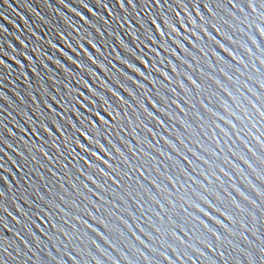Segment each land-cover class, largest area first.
<instances>
[{
	"label": "water",
	"instance_id": "water-1",
	"mask_svg": "<svg viewBox=\"0 0 264 264\" xmlns=\"http://www.w3.org/2000/svg\"><path fill=\"white\" fill-rule=\"evenodd\" d=\"M234 3L0 0V264H264V0Z\"/></svg>",
	"mask_w": 264,
	"mask_h": 264
},
{
	"label": "snow or ice",
	"instance_id": "snow-or-ice-1",
	"mask_svg": "<svg viewBox=\"0 0 264 264\" xmlns=\"http://www.w3.org/2000/svg\"><path fill=\"white\" fill-rule=\"evenodd\" d=\"M119 4L121 5V7L123 8L125 6V0H118ZM153 0H148V3L149 4H152ZM160 2L161 0H155V4L158 6L160 5ZM127 3L130 4V5H133L135 6V0H127ZM85 7H87V5L85 4L84 5ZM233 6H235V3H234V0H233ZM105 8L108 7V5H104ZM153 24L156 23L155 19H153ZM173 32H178V29H176L175 25H169ZM205 32H207V29H204ZM217 31L219 32V29H217ZM262 31H264V29H262ZM163 34V33H161ZM91 43V42H90ZM81 47H83V45H81ZM93 47H95V45H93ZM0 63H3V61H0ZM140 63L142 65H144L145 67H147V61L143 60V58H140ZM136 71H139V69H137ZM140 75H143V72H140ZM165 77L167 78V74L164 73ZM189 80H191V82L195 85L196 84V81L195 80H192L191 77H188ZM115 95L118 96L119 99H123L122 97H119L118 93H114ZM93 103H95V101H93ZM154 103V102H153ZM105 111H107V109H105ZM95 117H96V120H93L91 121L92 125H93V129L94 131H98V124H97V121H99V123H108V121L106 120L105 116L102 115L99 111L95 112L94 113ZM109 115H111V113H109ZM151 115V113H150ZM262 116H264V112L261 113ZM51 134V130L50 129H47ZM78 131H80L79 129H77ZM81 135L89 142V143H95L97 144V146L100 148L101 151H107V149L104 148V145L100 143L99 140H94L93 136L92 135H89L88 132L86 131H81ZM77 145L85 152L89 153L90 155H93L97 158V160H99L101 163H104V164H108V161L104 160V157L100 155L99 152H96V151H93L90 147H88V145L84 144V143H81L79 140L76 141ZM45 155H47V153H45ZM85 163H87L90 167L92 166L91 162L88 161L86 158H85ZM82 171V169H81ZM99 171L101 173H103L104 175H110V173H104V169L103 168H100ZM88 179L90 180H93V177L92 176H89ZM94 182V180H93ZM118 183V181H116ZM163 207V206H161ZM218 223H220V221H217ZM205 227H207L205 225ZM208 231H211V229H208ZM229 231H231V229H229ZM213 235H215L217 237V239H220L219 237V234L217 233H213ZM207 247L208 248H212V244L211 243H208L207 244ZM165 260H168L169 261V264H174V262H172L170 260V258L168 256H165Z\"/></svg>",
	"mask_w": 264,
	"mask_h": 264
}]
</instances>
